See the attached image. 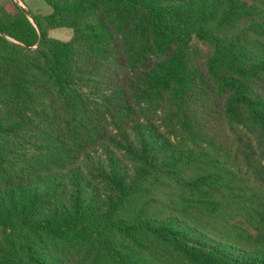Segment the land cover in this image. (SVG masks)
<instances>
[{"label": "trees", "instance_id": "16d2710c", "mask_svg": "<svg viewBox=\"0 0 264 264\" xmlns=\"http://www.w3.org/2000/svg\"><path fill=\"white\" fill-rule=\"evenodd\" d=\"M44 2L0 3V264H264V0Z\"/></svg>", "mask_w": 264, "mask_h": 264}, {"label": "rangeland", "instance_id": "374dc122", "mask_svg": "<svg viewBox=\"0 0 264 264\" xmlns=\"http://www.w3.org/2000/svg\"><path fill=\"white\" fill-rule=\"evenodd\" d=\"M7 0H0V3ZM18 1V0H17ZM23 3V8L32 15H44L50 12V7L44 2V0H20ZM20 4V2L18 1ZM21 5V4H20ZM22 6V5H21ZM48 35L60 40H68L71 35V29L68 27H59L50 29Z\"/></svg>", "mask_w": 264, "mask_h": 264}, {"label": "water", "instance_id": "95a60500", "mask_svg": "<svg viewBox=\"0 0 264 264\" xmlns=\"http://www.w3.org/2000/svg\"><path fill=\"white\" fill-rule=\"evenodd\" d=\"M15 1H17V0H15ZM18 2V1H17ZM23 7V6H22ZM24 11H25V13H26V15H28L29 16V13H28V11L27 10H25L24 9ZM37 44H39V41L37 42Z\"/></svg>", "mask_w": 264, "mask_h": 264}, {"label": "crops", "instance_id": "0c3cea01", "mask_svg": "<svg viewBox=\"0 0 264 264\" xmlns=\"http://www.w3.org/2000/svg\"><path fill=\"white\" fill-rule=\"evenodd\" d=\"M8 1V0H7ZM19 2H20V4L23 6V3L20 1V0H18ZM6 2V1H5ZM3 3V2H2Z\"/></svg>", "mask_w": 264, "mask_h": 264}]
</instances>
